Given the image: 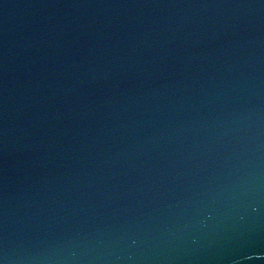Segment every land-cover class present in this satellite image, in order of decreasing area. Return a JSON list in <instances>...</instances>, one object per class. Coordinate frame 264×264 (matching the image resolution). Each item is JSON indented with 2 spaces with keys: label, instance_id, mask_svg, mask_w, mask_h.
<instances>
[{
  "label": "water",
  "instance_id": "1",
  "mask_svg": "<svg viewBox=\"0 0 264 264\" xmlns=\"http://www.w3.org/2000/svg\"><path fill=\"white\" fill-rule=\"evenodd\" d=\"M229 1L30 0L29 3L35 9L44 13L45 21L43 26L50 28L52 31L48 32L49 36L56 38L57 34H64V31H62L63 23L61 21L64 22L65 20L68 28H70L65 34V37L70 38V41L65 39V41L61 42L58 46L61 54L57 51L58 55L56 57L52 56L51 62L45 56L38 55L40 54L39 51H37L38 54L33 52V47L40 45L39 43L35 45L33 42H26L27 39H30V41L36 40L39 38V34L34 37L28 31L22 32L20 24H17L15 21L16 16H13V13L10 12L16 3H23V1L15 0L11 2L10 0H0V3L3 2V5H8L10 9L9 11L5 10L4 14L0 11L2 13L0 19L5 18L4 22L0 23V52L14 54L12 56H15V58L19 57L18 59L21 60V62H16L15 64H10L9 59L8 64L1 63V77L7 82L9 81L11 84L10 79L13 76L12 74L17 76L20 74L24 77L26 73L31 74V72H33L32 76L34 78H40L45 81L47 80V73L51 77V73H56L61 68V85H68L72 88L76 87L75 90L77 91L80 86L86 85L87 81L93 80L90 73L93 71L92 63L94 62L97 65L95 71L97 70L100 76H105H101L102 80L99 81V84L95 83V91L91 92L94 95H90L92 99L87 97L81 101L70 100L71 105L68 103L77 112L79 111L82 114L90 108L85 118L92 119L90 117L92 111H99L95 112L96 117L92 122L94 129L90 130V132H95V134L89 136V141L84 131L77 132L79 133L77 136H74L72 133L69 134L70 130H64L59 135H53V133H50L53 129H49L48 125L44 130H41V133L35 126L32 127L31 131H28L25 127L22 128L21 131L27 133L29 139L32 141L37 142L36 139H39V136L48 137V139H51L49 136H52L54 141L59 138L58 140L64 144L62 145L60 142L55 141V143L51 144L50 148L55 146L56 150H61V147L65 148L70 146V144L71 147H68L67 153L61 156L50 155L43 150H28V153L25 152L22 156L19 153L21 157L18 161L13 160L9 163L5 160L10 157V154L4 153L0 160V202H4L8 198L17 197L21 194L20 190L34 191L38 188L43 191H50L55 189V185L58 188L60 187V191L63 189L73 190L74 186L83 185L98 196H100L103 189L109 188L110 192H108V196L113 197L119 195L114 190L113 185L120 186V183H116V180L113 179L115 177L111 178V173L114 171L108 169H120L118 175L125 178L130 176L131 173H128L130 171H135L138 174L136 167L139 168L140 163L139 165L134 164L136 160H139L138 157L148 159L158 170L162 169L164 164L170 165V161L177 160L176 156H180V153H177V151L174 153L171 148V144L174 142V139L171 138L172 135L165 131L162 134L161 131L151 133L150 123L152 121H161V125H166L163 117L169 116L167 115L169 109L162 105L159 106L153 118L152 109L154 105L152 101L147 100V97L152 99L159 92L149 97V91L147 90L153 93L156 91V89L153 91L151 87V81L154 82V78L156 77L161 81L159 89L163 91L162 95L166 98L170 94H172L170 97L173 98L178 93L180 96L185 97V93L188 95L189 89L193 92L195 79L192 76L198 71L197 68L201 67L202 64L214 61L220 53V49L223 46L222 43L228 40V32L225 31L222 35L220 32L222 29L220 28L222 27L228 29L227 31H231L223 16L225 12L229 11L228 6L231 3H228ZM234 4L232 6L235 10L233 15H238V13L245 10L238 8L236 12ZM103 5L117 10L116 13L110 15L113 17L112 23L107 22L103 26H94L93 24L91 26L92 23L87 21L86 16L82 19L84 11H87L88 15L93 16L95 13L99 15L101 8H105ZM74 15H77L81 29H86L81 35L76 32L78 25H74ZM7 16L9 17L8 19H6ZM242 17L248 20L244 26L247 29L242 35L239 34L235 37L237 38V43H241L242 46L246 43H251V41L256 45L263 44L264 32L262 33L260 28H256L253 25L257 23V20H254L255 16L242 15ZM259 18L262 17L259 16ZM9 26L15 30L16 34H2V30ZM18 30L19 32L17 33ZM3 35H5V38H3ZM17 36H23L24 41L19 42ZM26 36H28L27 39ZM75 37H78L81 42L74 40ZM12 41L18 46L12 44ZM39 48H41V52H48L51 49L49 44H47L46 48L41 45ZM132 59L137 60V62L133 64ZM24 60L29 62L28 65H25L27 63L23 64ZM130 63L136 68L131 72L129 71V68L132 67L129 65ZM32 65L35 68L30 67ZM117 68H120V70ZM156 68L159 69L157 70ZM144 69L148 71H143ZM106 71H116V83L121 81L125 83L130 80L129 86L131 88L128 90L130 97L127 95L124 100H119L116 97L118 93L114 91V93L110 94L109 98L113 103L112 106L108 105L110 103H101L97 99L102 94L105 96L104 91L106 89L110 88L112 90V86H110L106 78ZM52 78L53 80L57 79L53 76ZM102 81H104L105 88L100 86V82ZM184 84L189 89H186ZM13 87L17 93H20L22 97L21 102L24 100L30 101L31 96L27 95L29 93L28 90L23 92L20 85H13ZM138 98L140 102L137 101ZM168 100L173 101L171 98H168ZM38 102L37 100L36 105ZM122 103L124 106L120 107ZM186 104V99L181 102L180 98H175L173 101L174 107L172 109H181V115H179V119L182 120L181 124H184V122L190 123V119L183 118L182 116L187 114L185 109ZM59 106H62L59 109L62 111L67 105L63 106L62 103H54L49 110L58 108ZM150 106L151 111L149 109ZM24 107L29 117L35 116V118L43 119L46 123L52 119V115L47 114L49 112L47 110L48 107H45V110L34 109L28 106ZM113 107L119 110L116 113L111 112L110 110ZM138 110H147L141 119L139 116H136V112H139ZM20 111L17 105L14 103L8 104L6 98L0 97V123H4L5 127H9L8 123H11V120L17 121V119H20L17 118ZM99 117L101 119L98 121ZM85 118L80 121L82 122V126L89 130L90 126L88 127L87 119ZM191 118L194 120L193 117ZM149 133L151 135V142L148 144L149 150L147 152L146 147H144L147 144V140L144 138ZM135 137L139 138V140H135ZM128 138H130L128 142H130L131 146H128L126 140ZM74 143H77L80 147H76V145L72 146ZM138 143H140L141 148L144 147L143 151L136 152L137 150L133 149H137ZM27 144L32 146L31 142H27ZM101 144L103 148L104 146L110 149L114 148V150L109 149L108 154L112 157H116L119 154L117 157L119 163L115 161V158H110V155L107 157L108 154H104L106 157L101 159L99 151ZM187 146L189 147L188 143ZM190 146L193 148L189 150H196L199 147L196 140ZM88 148L93 156L87 160L88 165H86L81 151L84 152ZM176 153L177 155L175 156ZM190 157H192L191 154ZM194 157V160H196L198 157L197 152ZM76 158L79 159L81 164L74 163V159ZM121 172L124 173L121 174ZM150 177L152 178L153 175H150ZM143 178L145 176L141 177L142 180H144ZM71 180L75 182L74 186ZM139 182L140 179L137 176L134 179V183L136 184L133 185L130 195L142 186L146 187L147 183L142 181L139 184ZM138 185L141 186L137 188ZM108 200L110 201V199ZM38 209L43 213L42 208Z\"/></svg>",
  "mask_w": 264,
  "mask_h": 264
}]
</instances>
